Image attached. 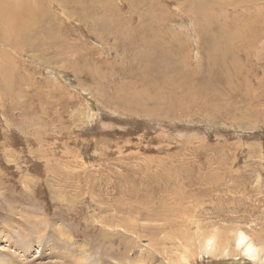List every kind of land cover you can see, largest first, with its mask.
I'll return each instance as SVG.
<instances>
[{
  "label": "rangeland",
  "instance_id": "rangeland-1",
  "mask_svg": "<svg viewBox=\"0 0 264 264\" xmlns=\"http://www.w3.org/2000/svg\"><path fill=\"white\" fill-rule=\"evenodd\" d=\"M68 1L67 13L49 9L59 19L46 40L0 37L3 264H21L24 237L33 254L22 264L80 252L102 264H251L196 246L218 234L232 252L241 231L264 243V0H226L236 6L220 14V1L201 0V17L187 0H77L86 12ZM248 18L249 48L224 54L218 27L243 34ZM157 45L180 71L171 103L138 64Z\"/></svg>",
  "mask_w": 264,
  "mask_h": 264
},
{
  "label": "bare ground",
  "instance_id": "bare-ground-1",
  "mask_svg": "<svg viewBox=\"0 0 264 264\" xmlns=\"http://www.w3.org/2000/svg\"><path fill=\"white\" fill-rule=\"evenodd\" d=\"M175 1H178V0H175ZM211 1H213V0H211ZM218 1H220L219 5H217L218 6V10L219 9L221 10V9H223V7L226 8L227 6H230V5H233V4H237V6H242V7L248 9V8H250L252 6L254 7V5H256V2L258 3V0H237L233 4L231 3L229 5L228 4L229 2H227L226 0H218ZM231 1H233V0H231ZM186 2H191V4H193V7H191V10H190V14L192 16H196L198 14V15H200L199 17H201L203 12L208 13V12H210L209 10H211V9H209V4L207 2H204L205 4L201 3V0H187ZM66 3L67 2H65V0L64 1L63 0H0V22L1 23H5L7 25V21H9L11 26H12L10 33L7 32L6 28H5V30L3 29L4 33L2 34V32H0V37L10 38L9 40L11 41V43H10V41L8 43L11 44L13 47H16V45L14 44L13 40H15V38H21V36L25 37V39H26L28 36H30V34L40 33L39 35L40 36L43 35V37H42L43 39H44V37H51L50 35L52 34V32H51L52 29L48 28L49 26L48 27L46 26L47 25L46 22L50 21L51 23L54 24V22L58 21L59 17H58L57 14L49 13V9L52 8V9L60 10L61 12L65 13L64 11H66V9L68 8L66 6L67 5ZM68 3H70L69 6H73L71 8H73V10L76 11V12L78 10L83 11V12L87 11V6L85 5L86 6L85 7L84 4H83V6L82 5H77L76 6L77 0H69ZM98 5H97V7H99ZM103 6H106V5H103ZM133 6H135V5H133ZM233 6H236V5H233ZM233 6H232V8H233ZM97 7H96V11H97ZM99 8H101V7H99ZM247 9H244V10H247ZM220 10H219L218 14H220ZM99 11H97V12H99ZM69 12H71V11H69ZM83 12H80V13H83ZM66 13H67V11H66ZM71 13H68V15L70 14L69 17H71V15L73 14V13L72 14ZM91 14H96L95 13V9L91 10ZM142 15H144V14H142ZM207 19H209V17ZM256 19H253V18L244 19V21H243V28L244 29H243V32H242L243 34H237L236 32H232V33L228 32L226 30L227 27L224 28L225 26H223V27L221 26L220 28L218 27L217 34L224 38L222 40L223 44L220 45L221 47H219V49L224 54L225 53L229 54V51L232 50V47L234 45H235L234 49L237 52H244V50L246 48H249V45L252 43V41L254 40V37L256 35L255 34V29H257ZM107 21H108V19H107ZM195 21H197V20H195ZM121 23H124V22H121ZM55 25L56 24H54V26ZM125 25H126V23H125ZM39 26L41 28L40 29L41 32H38V30H37V29H39ZM52 27H53V25H52ZM244 37H245L246 42H242V44H240L239 46H236L235 41H238V39H241V38H244ZM31 38H32V36H31ZM46 39H44V40H46ZM20 44H21V42H20ZM150 45H151V48H152V43ZM155 47H156L154 49L155 52L150 51V54H148V55H140L138 57V64L141 67V69L145 72V75H147V77L146 76L145 77L147 78L146 80L150 84V87L155 89L154 98L156 100L158 99L160 102L163 101V102H166V103H171V102H173V100H175L174 99L175 97L171 98V96H177L180 93H182V91H184L183 90V86L181 85V82H179L178 80L176 81L178 76H180L179 67H176L170 61L171 59L169 58V54L170 53L168 51V48L167 49H163V48H160V46H158V45L155 46ZM171 84H173V85H171ZM258 85H259V82H258ZM159 86L163 87V89L164 88L166 89L167 98H164L162 96V93H161L160 89H158ZM253 89H254V87H253ZM253 89H251V90L247 89V90L251 92ZM256 89H258V87ZM253 91H252V93H254ZM146 95H148V97H149V94H146ZM249 98H250V96H249ZM142 101H144V100H142ZM131 102H133V101L131 100ZM107 230H109V229L107 228ZM59 233H60V237L61 236L63 237V233L62 232H59ZM22 234H24V233H22ZM22 234H21V236H22ZM112 235L114 236V234H112ZM24 238H23V240H21L22 246H19V247L15 248V250L17 251L15 254H17V257L19 259L18 262L21 263V264L22 263H27V260H29V258L32 257L31 254H33V243H30L29 241H27L26 238L25 239ZM65 238H66V236H65ZM259 240L260 239L258 237L252 238V237H249L246 234H244L242 231L238 232L236 234L235 238H234L233 245H232V248H233L234 251L230 252V249L228 250V246L230 244L228 245L227 238L222 237V236H220L218 234H211L209 236H205V237L200 238V240L197 243L198 246H196V247H197V251H199V253L202 254V255H210V256L216 255V257H222V256L228 257V256H231L232 253L237 252V253H239V255H241L245 260H247L251 264H257V263H261L262 264V262L264 263V243H263V240H262V242H261V240L260 241ZM259 242H261V243H259ZM38 248H39V245L37 246V250H38ZM86 253L87 252H85V254ZM67 254H70V253L68 252ZM87 255H89V254H87ZM71 256H72L71 258H69V257L66 258L67 256H65V257L59 256V257H57V260H60V261L68 260L69 264H102L101 262H98V263L89 262L88 258L86 256H82L81 255V252H80V254H76V255L73 254ZM187 258L185 256H182L178 263H175V262L174 263L175 264H187V262H188ZM4 259H6L5 256H1L0 255V264H3ZM32 261L36 262V261H38V259L36 257H34L32 259ZM15 262H17V259H16ZM4 264H6V262H4Z\"/></svg>",
  "mask_w": 264,
  "mask_h": 264
}]
</instances>
